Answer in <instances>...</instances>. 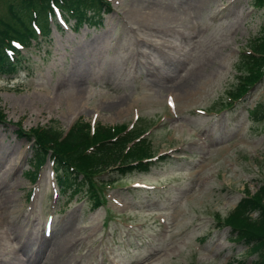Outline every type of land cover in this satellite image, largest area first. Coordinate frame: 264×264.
Here are the masks:
<instances>
[{
    "label": "rangeland",
    "instance_id": "rangeland-1",
    "mask_svg": "<svg viewBox=\"0 0 264 264\" xmlns=\"http://www.w3.org/2000/svg\"><path fill=\"white\" fill-rule=\"evenodd\" d=\"M14 1L0 0V20ZM109 2L97 26L52 19L0 76V264H251L226 218L264 184V79L238 101L264 8ZM181 84L194 88L183 100ZM117 100L121 114L107 107ZM78 119L143 133L134 148L154 155L122 172L109 154L97 205L86 185L60 192L52 150L35 162V129L67 134Z\"/></svg>",
    "mask_w": 264,
    "mask_h": 264
},
{
    "label": "trees",
    "instance_id": "trees-1",
    "mask_svg": "<svg viewBox=\"0 0 264 264\" xmlns=\"http://www.w3.org/2000/svg\"><path fill=\"white\" fill-rule=\"evenodd\" d=\"M253 4L264 8V0H254ZM8 7L11 13L10 20L6 22L0 20L2 24L0 76L7 78L14 76L24 66L23 57L14 42L28 46L38 40L41 33L48 35L51 30V20L56 19V9L75 19L76 27H80L99 25L106 10L109 11L111 8L109 0H16L9 2ZM250 45L256 47L252 43ZM255 47L251 53H257L256 56H247L249 52L243 56L247 57V62L249 58L255 61L252 60L248 72L242 73L240 86L242 94L238 101L264 79V46L260 49ZM16 54L17 57L14 58ZM35 132L37 135L35 146L39 151L35 160L36 165L41 166L44 158L47 157L46 151L52 150L51 155L58 171L61 191L66 192L71 189V192H78L86 185L87 192H90L91 197L96 198V205L99 193L95 189L94 176L111 163L109 154L112 155L115 164L117 161H124L118 168V171L122 172L132 167L143 169V166L149 164L145 159L154 156L146 150L134 148L136 143L144 140L145 137L140 139L143 133L130 130L125 135H121V129L99 124L93 128L82 119L76 120L67 134H64L61 128L54 126L41 128L40 131L35 129ZM25 134L28 135L26 132ZM132 164L131 167L127 166ZM32 174L35 177V173ZM80 175H82L81 179H79ZM109 183L111 182L106 184ZM226 225L236 233L234 238L248 247L249 257L253 256L251 264H264V184L256 194H246L240 200L238 206L226 218Z\"/></svg>",
    "mask_w": 264,
    "mask_h": 264
},
{
    "label": "bare ground",
    "instance_id": "bare-ground-1",
    "mask_svg": "<svg viewBox=\"0 0 264 264\" xmlns=\"http://www.w3.org/2000/svg\"><path fill=\"white\" fill-rule=\"evenodd\" d=\"M80 88H81V87H78V88H77V89H78V92H79ZM184 88H185L184 84H181V85L178 86V91H180V94H181L180 99L182 98V100L185 99V97H186L188 94L193 93V90H194V88H191L190 90H186V89L184 90ZM119 104H120V101H119V100H117V101H112V102H109V103H108L107 107H108V109L111 110V111L114 110V109H117L118 114H121V113H123V109H118V108H117V107L119 106ZM130 109L132 110V105H131ZM22 249H23V252H24L25 254H27V251H25L24 248H22ZM32 264H33V263H32Z\"/></svg>",
    "mask_w": 264,
    "mask_h": 264
}]
</instances>
